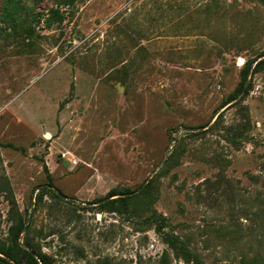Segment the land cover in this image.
Wrapping results in <instances>:
<instances>
[{
	"label": "rangeland",
	"instance_id": "rangeland-1",
	"mask_svg": "<svg viewBox=\"0 0 264 264\" xmlns=\"http://www.w3.org/2000/svg\"><path fill=\"white\" fill-rule=\"evenodd\" d=\"M262 58V0H25L0 20V245L22 224L51 264H187L171 233L264 264Z\"/></svg>",
	"mask_w": 264,
	"mask_h": 264
},
{
	"label": "trees",
	"instance_id": "trees-1",
	"mask_svg": "<svg viewBox=\"0 0 264 264\" xmlns=\"http://www.w3.org/2000/svg\"><path fill=\"white\" fill-rule=\"evenodd\" d=\"M24 1L25 0H1L0 1V20L4 22H12L13 20L17 19L18 16L21 14V11L24 7ZM65 1H72V0H65ZM263 5H264V0ZM60 3V1H58ZM52 11H55V9H52ZM251 60H247L245 62V66L243 68V75H242V81H244L247 71L249 70L251 63ZM264 64V58L260 59L253 67V72L259 70L261 66ZM127 192V191H126ZM117 194V192L108 193V195H114ZM137 198L136 195H126V196H119L116 198H112L108 200L106 203L111 202H119L121 206H126L129 204V201ZM141 208L136 207L135 205H132L131 208H129V212L131 215H139L141 213ZM150 220L158 221L157 218L154 216L149 217ZM22 228V224L18 226V228L15 230L12 240L8 243H2L0 245V253L4 255V257L0 256V261H2L5 264H12L9 260L13 261V264H51L50 258L47 254L40 251V249L32 246L27 239L24 238V243L30 247L31 250H28L27 248H24L18 244L17 238L19 231ZM164 240L170 246L174 251L176 252V255H179L186 261L187 264H202L200 260L198 259L197 255L192 252L185 242L181 240L176 234H164Z\"/></svg>",
	"mask_w": 264,
	"mask_h": 264
}]
</instances>
